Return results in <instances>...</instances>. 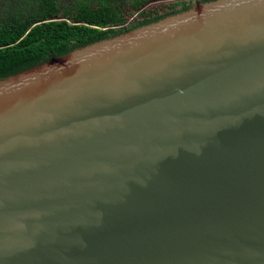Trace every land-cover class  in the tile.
I'll use <instances>...</instances> for the list:
<instances>
[{"label":"water","instance_id":"95a60500","mask_svg":"<svg viewBox=\"0 0 264 264\" xmlns=\"http://www.w3.org/2000/svg\"><path fill=\"white\" fill-rule=\"evenodd\" d=\"M0 264H264V0L1 79Z\"/></svg>","mask_w":264,"mask_h":264},{"label":"trees","instance_id":"16d2710c","mask_svg":"<svg viewBox=\"0 0 264 264\" xmlns=\"http://www.w3.org/2000/svg\"><path fill=\"white\" fill-rule=\"evenodd\" d=\"M0 0V80L71 50L185 10L180 0L143 9L154 0ZM135 20L125 26V13ZM161 11V13H159Z\"/></svg>","mask_w":264,"mask_h":264},{"label":"rangeland","instance_id":"374dc122","mask_svg":"<svg viewBox=\"0 0 264 264\" xmlns=\"http://www.w3.org/2000/svg\"><path fill=\"white\" fill-rule=\"evenodd\" d=\"M175 1H179V0H167V1H165V2H162V3H160V4H156V5H151L152 4V2L151 1H149V3L147 4L148 6L146 7L147 9H152V8H154V7H157V6H160V5H163V4H169V3H171V2H175ZM187 1V0H186ZM69 3V1L68 0H62V5H67ZM197 3V2H196ZM193 4H195V2H192L191 3V5H193ZM190 5V6H191ZM182 11V10H181ZM159 13H161V11L159 12ZM126 16H127V19L128 18H130L131 16H132V14H129L128 13V11H127V13H126ZM127 25V24H126Z\"/></svg>","mask_w":264,"mask_h":264},{"label":"flooded vegetation","instance_id":"af4514ba","mask_svg":"<svg viewBox=\"0 0 264 264\" xmlns=\"http://www.w3.org/2000/svg\"><path fill=\"white\" fill-rule=\"evenodd\" d=\"M165 1H167V0H154V1H151V2H152L151 5L154 6V5H156V4H160V3L165 2ZM179 1H180V0H179ZM193 2L196 3V1H193ZM148 3H149V2H148ZM147 6H148V5H146L145 7H143V9H146ZM126 13H127V11H126ZM126 13H125V16H126ZM135 17H136V16L132 14V16H131L130 18L127 19V16H126V22H125V23H126L127 25L131 24V22H133V21L135 20ZM126 24H125V25H126Z\"/></svg>","mask_w":264,"mask_h":264}]
</instances>
